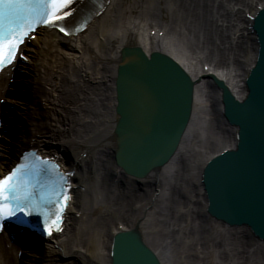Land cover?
<instances>
[{
  "label": "bare ground",
  "instance_id": "1",
  "mask_svg": "<svg viewBox=\"0 0 264 264\" xmlns=\"http://www.w3.org/2000/svg\"><path fill=\"white\" fill-rule=\"evenodd\" d=\"M257 1L141 0L139 7L136 1L124 5L123 0H111L103 14L70 37L68 46L52 34L40 37L41 55L55 50L38 70V79L46 86L35 84L33 89L46 96L50 109L34 103L38 119H32L30 136L38 132L43 147L64 152L87 186L73 202L81 216L71 217L61 234L46 245L48 253L64 255L71 263L79 258V264H109L111 231L122 223L123 228L136 229L167 264H203V257L208 264H264V245L255 241L248 246L246 229L218 224L211 236L202 231L199 210L203 194L193 176L206 157L231 142L227 127L217 126L215 108L221 105V94L211 86V77H202L195 85L192 118L176 155L159 179L142 180L148 193L133 180H126L125 186L113 183L110 175L116 120L114 79L122 45L168 51L183 61L193 77L201 78L202 61L214 62V73L240 93V64L251 58L253 49L241 12L252 9ZM135 7H139L138 14L132 12ZM148 18L156 22L161 18V37L150 39V29L145 26ZM26 135L16 133L17 138ZM183 166L187 170L181 190ZM154 192L157 197L152 201ZM136 203L141 211L131 214L130 205ZM37 253L31 252L34 257ZM34 257L25 262L40 264Z\"/></svg>",
  "mask_w": 264,
  "mask_h": 264
},
{
  "label": "snow or ice",
  "instance_id": "2",
  "mask_svg": "<svg viewBox=\"0 0 264 264\" xmlns=\"http://www.w3.org/2000/svg\"><path fill=\"white\" fill-rule=\"evenodd\" d=\"M71 0H0V19L3 18L4 12L7 9L26 8L29 10V16H32V9L36 7L44 8V13L35 16L31 19V22L26 25L27 30H12L7 34V37L0 34V67H3L5 63H11L15 58L16 51L19 44L23 42L22 38L27 36L32 31V24H53L62 20L65 16L69 15L68 12L61 13V9L66 7ZM64 31V29H61ZM18 175L17 171H14L4 180L0 181V221L15 216L17 212H24L25 208H31L32 205L28 204L30 199V193L22 191L21 186L13 182L14 177ZM8 195H5V193ZM62 199L65 201L61 205L60 211L66 207V201L70 199L67 195H64ZM9 203L15 205L10 207ZM25 214H30L25 212ZM57 220H59V213H56ZM2 227V224H0ZM49 234L51 232L49 231Z\"/></svg>",
  "mask_w": 264,
  "mask_h": 264
},
{
  "label": "rangeland",
  "instance_id": "3",
  "mask_svg": "<svg viewBox=\"0 0 264 264\" xmlns=\"http://www.w3.org/2000/svg\"><path fill=\"white\" fill-rule=\"evenodd\" d=\"M128 1L129 0H123V4L125 5V4H127L128 3ZM134 1H136L135 2V4H136V6H139V7H141L142 6V2H141V0L138 2V0H132V2H134ZM139 5H138V4ZM139 7H135V8H133L132 9V12H134L135 14H138V8ZM149 19V18H148ZM66 43V45L68 44V41L67 42H65ZM54 96H56V94H54ZM53 120L51 121V123H52V125H54L53 124ZM194 179H195V183H196V180H197V177H195V175H194V177H193ZM139 211H141V208H139ZM44 254H43V258H38V260H39V263L40 264H46V263H50V261L53 263V264H60V263H64V264H79V262H78V259L79 258H74L73 259V263H71L70 261L68 262H66L65 260H66V258L67 257H65L64 255H61V254H57V253H53V254H50V253H48L47 252V250H46V247L44 248ZM70 256V255H69ZM70 257H72V256H70Z\"/></svg>",
  "mask_w": 264,
  "mask_h": 264
},
{
  "label": "water",
  "instance_id": "4",
  "mask_svg": "<svg viewBox=\"0 0 264 264\" xmlns=\"http://www.w3.org/2000/svg\"><path fill=\"white\" fill-rule=\"evenodd\" d=\"M137 235L135 236V237H139V234H138V232H135ZM133 250V249H132ZM123 262H125L126 264H128V262H129V258H128V256H127V254H123L122 255V257L119 259V261L117 262V264H122Z\"/></svg>",
  "mask_w": 264,
  "mask_h": 264
}]
</instances>
